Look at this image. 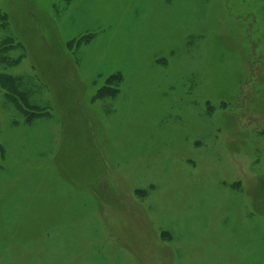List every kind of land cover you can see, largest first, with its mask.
I'll return each mask as SVG.
<instances>
[{"label": "rangeland", "instance_id": "rangeland-1", "mask_svg": "<svg viewBox=\"0 0 264 264\" xmlns=\"http://www.w3.org/2000/svg\"><path fill=\"white\" fill-rule=\"evenodd\" d=\"M0 11V264H264V0Z\"/></svg>", "mask_w": 264, "mask_h": 264}, {"label": "trees", "instance_id": "trees-1", "mask_svg": "<svg viewBox=\"0 0 264 264\" xmlns=\"http://www.w3.org/2000/svg\"><path fill=\"white\" fill-rule=\"evenodd\" d=\"M6 15H3L2 13H1V11H0V25H3L4 24V22L6 21ZM4 82H7V81H3L2 79H0V83H4Z\"/></svg>", "mask_w": 264, "mask_h": 264}]
</instances>
